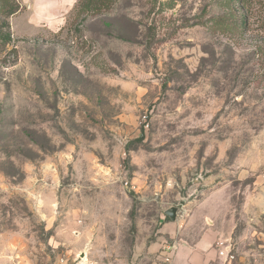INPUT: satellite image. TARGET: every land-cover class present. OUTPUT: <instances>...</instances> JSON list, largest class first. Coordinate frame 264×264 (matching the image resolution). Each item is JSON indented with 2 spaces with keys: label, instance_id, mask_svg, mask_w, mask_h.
<instances>
[{
  "label": "rangeland",
  "instance_id": "374dc122",
  "mask_svg": "<svg viewBox=\"0 0 264 264\" xmlns=\"http://www.w3.org/2000/svg\"><path fill=\"white\" fill-rule=\"evenodd\" d=\"M235 1L0 0V264L165 262L210 194L264 218V0Z\"/></svg>",
  "mask_w": 264,
  "mask_h": 264
},
{
  "label": "crops",
  "instance_id": "0c3cea01",
  "mask_svg": "<svg viewBox=\"0 0 264 264\" xmlns=\"http://www.w3.org/2000/svg\"><path fill=\"white\" fill-rule=\"evenodd\" d=\"M250 200L242 216L226 214L221 216L217 210L219 197L213 194L201 200L182 220L166 223L167 233L162 234L166 240L176 241L173 260L169 264H264V258L258 256L256 239L264 237V218L257 210L258 203ZM262 219V220H261ZM256 226L259 228L257 229ZM232 242L236 259L226 262L219 255L217 242ZM162 243L149 245L146 250V264H168L161 260Z\"/></svg>",
  "mask_w": 264,
  "mask_h": 264
},
{
  "label": "built area",
  "instance_id": "2783aa9c",
  "mask_svg": "<svg viewBox=\"0 0 264 264\" xmlns=\"http://www.w3.org/2000/svg\"><path fill=\"white\" fill-rule=\"evenodd\" d=\"M217 245L221 247L219 250V255L222 256L226 262H233L236 259L235 249L232 242L225 243L224 241H221L217 242ZM175 246L176 244L173 245V243L170 242H166L163 246V256L166 263H170L172 261Z\"/></svg>",
  "mask_w": 264,
  "mask_h": 264
},
{
  "label": "trees",
  "instance_id": "16d2710c",
  "mask_svg": "<svg viewBox=\"0 0 264 264\" xmlns=\"http://www.w3.org/2000/svg\"><path fill=\"white\" fill-rule=\"evenodd\" d=\"M235 1V0H233ZM242 2H246V0H240ZM236 2V1H235ZM18 11V8H11L9 11L6 12V16H11L12 14L16 13ZM244 25L246 23L245 19L243 21ZM9 22L8 21H3L0 25V42L3 45H8V43L12 40V34L9 31ZM261 78L264 79V71L261 75Z\"/></svg>",
  "mask_w": 264,
  "mask_h": 264
},
{
  "label": "water",
  "instance_id": "95a60500",
  "mask_svg": "<svg viewBox=\"0 0 264 264\" xmlns=\"http://www.w3.org/2000/svg\"><path fill=\"white\" fill-rule=\"evenodd\" d=\"M179 211H180L179 206H171L165 210V213L172 221H177Z\"/></svg>",
  "mask_w": 264,
  "mask_h": 264
}]
</instances>
